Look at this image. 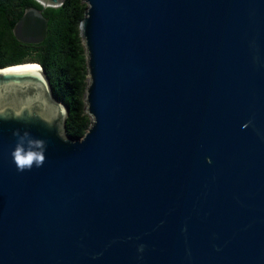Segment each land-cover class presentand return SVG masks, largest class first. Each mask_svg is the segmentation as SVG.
I'll list each match as a JSON object with an SVG mask.
<instances>
[{
	"label": "water",
	"instance_id": "obj_1",
	"mask_svg": "<svg viewBox=\"0 0 264 264\" xmlns=\"http://www.w3.org/2000/svg\"><path fill=\"white\" fill-rule=\"evenodd\" d=\"M81 1L79 138L41 65L0 67V264H264V0Z\"/></svg>",
	"mask_w": 264,
	"mask_h": 264
},
{
	"label": "trees",
	"instance_id": "obj_2",
	"mask_svg": "<svg viewBox=\"0 0 264 264\" xmlns=\"http://www.w3.org/2000/svg\"><path fill=\"white\" fill-rule=\"evenodd\" d=\"M27 7L40 10L46 18V35L36 44L17 41L11 31ZM84 8L81 0H62L56 7H43L35 0H0V67L22 62L41 65L52 95L68 108L65 132L72 138H79L90 122L83 108L86 70L78 33Z\"/></svg>",
	"mask_w": 264,
	"mask_h": 264
},
{
	"label": "clouds",
	"instance_id": "obj_3",
	"mask_svg": "<svg viewBox=\"0 0 264 264\" xmlns=\"http://www.w3.org/2000/svg\"><path fill=\"white\" fill-rule=\"evenodd\" d=\"M18 136L15 149L11 153L14 164L19 172L41 168L45 163L46 142L30 138L27 133Z\"/></svg>",
	"mask_w": 264,
	"mask_h": 264
},
{
	"label": "bare ground",
	"instance_id": "obj_4",
	"mask_svg": "<svg viewBox=\"0 0 264 264\" xmlns=\"http://www.w3.org/2000/svg\"><path fill=\"white\" fill-rule=\"evenodd\" d=\"M27 65H32V64H27Z\"/></svg>",
	"mask_w": 264,
	"mask_h": 264
}]
</instances>
